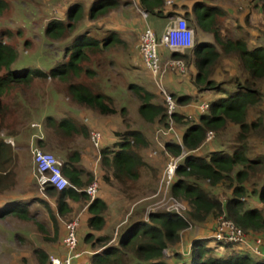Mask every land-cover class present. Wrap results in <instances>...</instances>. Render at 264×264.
<instances>
[{
	"label": "trees",
	"instance_id": "trees-1",
	"mask_svg": "<svg viewBox=\"0 0 264 264\" xmlns=\"http://www.w3.org/2000/svg\"><path fill=\"white\" fill-rule=\"evenodd\" d=\"M214 2L220 4V0H198L193 5L192 19L184 16L189 27L210 34V39L201 41L199 38L190 52L176 56L185 61L186 71L174 74L185 76L182 83L188 82L194 92L172 94L176 102L172 118L166 106L155 103L156 94L133 82L127 86L140 101L138 112L144 122L163 124L164 128L168 127L166 130L171 125L184 128L180 135L171 131L165 135L171 139L166 141L164 149L171 159L182 157L170 191L173 198L186 203L188 216L169 209L146 211L140 207L130 214L113 242L110 235L102 234L110 209L104 198L105 187L99 184L94 200L85 191L95 178L90 176L85 180V174H90L83 168L85 163L75 137L87 136V128L69 117L47 115L44 124L37 125L43 131L35 145L57 152V157L53 155L72 187L58 191L47 182L42 186L46 199L9 198L0 204V218L14 215L20 220H29L30 207L35 203L43 205L57 220V217L71 215L74 206L85 204L88 216L77 230V250L84 258L81 256L73 264H264V256L252 257L247 248L235 243H220L210 236L216 231L220 217L232 220L249 238L264 234V0L245 2L262 16V23L255 27V36L251 32L250 15L244 17V26L238 25L237 31L233 30L223 26L226 12ZM235 2L241 1L226 0L224 4ZM140 3L150 14H163L165 0H140ZM120 4L119 0H93L87 18L98 20L118 9ZM8 7L9 1L0 0V16ZM244 12L239 10V13ZM174 14L169 13L165 18ZM85 18L84 6L72 3L65 19H53L47 24L44 35L49 41L69 40L65 49L67 61L53 65L48 74L38 68L16 70L18 52L0 37V120L6 110L4 99L8 94L18 88H29L41 78L67 84V95L78 106L100 115L115 114L111 96L87 83L72 81L80 80L84 74L94 75L92 69L86 67L90 55L107 52L122 43L116 30L107 31L101 39L95 37L90 28L83 26ZM97 30L99 28H94ZM196 100L195 113L191 111V115H186L178 110L179 106ZM203 102L208 104L205 112L198 109ZM25 113L32 117L28 110ZM231 131L234 132L233 140H228L226 136ZM210 132L215 136L216 145L205 151ZM116 136L118 139L113 146L101 151L102 166L112 169V176L103 177L104 183L109 185L111 177L125 186L136 183L142 171L152 172L153 179H158V173L139 154L147 147L143 131L128 128ZM10 152V145L0 136V172L11 162ZM220 188L232 191L231 197L223 202L216 195ZM250 197L255 199L252 204H249ZM56 223L55 234L60 236ZM64 228L59 250L66 254L63 244L66 226ZM84 246L87 248L83 250ZM49 253L36 251L39 264L49 262Z\"/></svg>",
	"mask_w": 264,
	"mask_h": 264
},
{
	"label": "rangeland",
	"instance_id": "rangeland-1",
	"mask_svg": "<svg viewBox=\"0 0 264 264\" xmlns=\"http://www.w3.org/2000/svg\"><path fill=\"white\" fill-rule=\"evenodd\" d=\"M7 1H9V7L0 16V37L18 52V58L14 64L16 70L25 67L38 68L48 74L53 65L67 61L65 49L69 40L51 42L45 38L44 31L50 20L65 19L66 10L72 3L84 6L86 18L82 22L83 26L90 28L95 37L101 39L107 31L116 30L122 37V43L107 52L90 55V62L86 64V67L92 69L94 75L84 74L80 80H72L87 83L93 89L111 96L114 99L112 100L115 109L113 115H100L74 104L67 95V84L51 78L37 79L29 88L12 90L4 99L6 110L3 119L0 120V136L5 138L6 143L10 145L11 162L3 166L0 172V204L9 198L18 200L47 198L39 182L33 153L39 150L57 157L55 150H43L35 145L37 137H40L43 131L37 125H43L47 115H54L58 118H72L80 126L87 128V136L80 134L75 137V144L82 152V156L88 155L91 159L89 164H83L86 173L90 174H85V180L88 181L89 177L93 176L97 183H102L105 187L104 198L108 201L110 209L106 214L107 226L102 234L110 235L115 242L130 214L140 207L146 208V211L178 210V213L187 217L188 206L185 202L172 197L171 184H167L164 178V171L171 161L170 155L164 149L166 141L171 139L170 136L163 134L168 131L166 130L168 127L164 128L166 126L160 123L144 122L138 112L140 106L138 97L127 89L132 82L142 85L156 94L155 103L163 106H166V96L161 89L164 88L170 96L172 94L184 95L191 91V85L188 82L184 81L177 85L170 82L178 79L186 80L185 76L176 75L174 71L165 72L163 81L159 78L154 80L143 64L138 49L144 26L148 24L155 28L154 24L158 19L168 23L169 18H165L167 14L175 13L173 15L175 17L177 13L179 14L180 0H165L163 14L150 15L148 20L142 17L141 11L145 10L141 7L140 0H119L121 4L118 9L98 20L87 18L93 0ZM216 4L221 6L217 2ZM235 4L237 7L239 3L235 2ZM94 28H99V30L94 31ZM192 29L195 32V42H197L200 38L201 33L198 34L200 30L194 26ZM4 32L11 33V35H5ZM230 33L237 37L232 32ZM177 34L179 33H174V36ZM179 37L180 35L176 38ZM164 50V48L160 49V55L165 64L169 60V55ZM196 102L197 100L188 105L179 106L178 110L191 115L195 113ZM25 110H28L32 117H29ZM171 127H173L171 132H177L178 135L184 129L178 125H171ZM128 128L143 131L147 139V147L143 148L139 154L158 173V179H153L152 172L142 171L141 179L136 183H128L125 186L111 177L109 185H106L103 177L106 174L111 175L112 169L102 166L101 151L103 148L113 146L118 139L117 133ZM94 131L102 134L99 147L94 145L91 138ZM233 134V131L229 132L226 139L233 140ZM215 145L214 136L203 150L206 151L207 148ZM155 180L156 183L152 182ZM216 195L223 202L231 197L232 191L220 188ZM254 201V197L249 198V204ZM245 202L248 205V202ZM30 211L29 220H20L14 215L0 218V264H39L36 256L37 250L51 253L53 249L59 248L67 223L79 219L81 225L88 216L85 204L74 206L71 215L66 218L57 217V220H54L41 204H32ZM56 222H58L60 236L55 234ZM86 248L87 246H84V249Z\"/></svg>",
	"mask_w": 264,
	"mask_h": 264
},
{
	"label": "built area",
	"instance_id": "built-area-1",
	"mask_svg": "<svg viewBox=\"0 0 264 264\" xmlns=\"http://www.w3.org/2000/svg\"><path fill=\"white\" fill-rule=\"evenodd\" d=\"M246 2L248 0H240ZM147 16L146 13L143 14ZM174 33H179L183 37L182 44H177L174 40ZM178 35V34H177ZM194 30L189 27L187 20L182 16L175 17L169 24V28L166 30L165 35L161 41H158L155 32L146 27L140 37L139 54L142 57L146 68L150 71L151 75L155 79H161L167 71L181 72L186 71V63L183 59H170L165 65L162 64L159 56V48L161 45H166L170 51L183 52L194 47ZM161 91L166 96V108L170 118L176 110V102L173 97L168 95L164 88ZM208 109V104L203 102L199 105V110L205 112ZM173 131L171 127L167 132ZM164 132V135L168 133ZM92 141L96 147H99L102 134L98 131L92 133ZM214 138L213 133H208L206 141H210ZM182 157L172 158L168 166L164 171V178L167 180V184H171L178 162ZM34 164L36 171L39 175V182L41 186L45 183H51L58 191H62L68 187H72L68 179L63 175L61 170V164L56 157L51 153H44L42 151H34ZM99 189V183L95 180L86 189V193L94 200L97 196ZM178 211V210H176ZM80 226L79 219L67 223L66 235L63 238V244L66 250V254L63 258L50 255L49 262L47 264H73L75 260L82 256V252H78V235L77 230ZM212 238L217 242L222 243H235L247 248L251 254L255 256H264V252L261 249V241L259 239H250L244 231L239 228L232 220H228L225 217H220L217 220L216 231L213 233Z\"/></svg>",
	"mask_w": 264,
	"mask_h": 264
},
{
	"label": "crops",
	"instance_id": "crops-1",
	"mask_svg": "<svg viewBox=\"0 0 264 264\" xmlns=\"http://www.w3.org/2000/svg\"><path fill=\"white\" fill-rule=\"evenodd\" d=\"M198 0H180V6H178V9H179V14L177 13V15H182L183 17L185 15H189V18L192 19V9H193V5L195 2H197ZM226 2V0H220V7H224V11L226 12V18L223 22V26H230L231 28H235L236 30V27L238 25H242L244 26V17L247 15H250V27H251V32L252 34L254 35L255 34V30L257 27V25L261 24L262 23V16H261V13L258 12V11H255V9H251L249 8L247 5H245V2H240L238 4L237 7H235V4L233 5H227V4H224ZM239 10H243L245 11L244 13H239ZM191 14V15H190ZM150 15H153V16H158V15H155V14H150ZM173 17V16H171ZM171 17H169V21L167 23V21H164V20H159L157 22H155V28H152L155 33L157 34V37L159 39L162 38L163 34L165 33V31L169 28V23L174 19H171ZM149 19V18H148ZM167 24V25H166ZM237 31V30H236ZM201 33V34H200ZM198 34H200V39L202 41V39H205V40H209L210 39V34H202V32H198ZM255 36V35H254ZM203 37V38H202ZM163 49V48H162ZM165 49V48H164ZM165 51V50H164ZM166 52L168 53V55H170V52L166 50ZM173 85H177V84H181L182 83V79H178V80H175V81H170ZM174 82V83H173ZM194 90L192 89L189 93L187 94H190V93H193ZM89 149V148H87ZM82 162L84 161L85 165L86 163H90L91 159L87 156H82ZM87 164V165H88ZM256 206L262 208V205H259L258 203H256ZM84 229H85V224H84ZM83 229V230H84ZM81 231V235L84 231ZM255 238L259 239L261 241V249L262 251L264 250V234H258V235H255L254 236ZM189 242H190V239L188 238ZM57 249V250H56ZM84 250V248H83ZM56 255V256H60V257H64L65 256V253L62 249L59 250V248H55L51 251L50 255ZM84 258V257H83ZM82 258V259H83ZM81 262V261H79ZM80 264V263H78Z\"/></svg>",
	"mask_w": 264,
	"mask_h": 264
},
{
	"label": "clouds",
	"instance_id": "clouds-1",
	"mask_svg": "<svg viewBox=\"0 0 264 264\" xmlns=\"http://www.w3.org/2000/svg\"><path fill=\"white\" fill-rule=\"evenodd\" d=\"M165 4H166V2H165ZM145 10V9H144ZM144 13H146L147 14V16L146 17H144ZM141 14H142V17L145 19V20H148V18H149V16H150V13L149 12H147L146 10L145 11H141ZM177 16H182V15H177ZM176 16V17H177ZM174 18H175V16H173ZM183 17V16H182ZM172 18V17H171ZM173 19V18H172ZM170 24V23H169ZM168 24V25H169ZM146 27H150L148 24H146L145 26H144V28H143V32H144V30H145V28ZM151 28V27H150ZM152 29V28H151ZM153 30V29H152ZM154 31V30H153ZM142 32V33H143ZM155 32V31H154ZM165 33H166V31H165ZM165 33L163 34V36L165 35ZM156 34V33H155ZM194 34H195V32H194ZM142 35V34H141ZM163 36H162V38L161 39H159L158 37H157V34H156V37H157V39H158V41H161L162 39H163ZM194 47H195V37H194ZM193 47V48H194ZM162 48H165V50H167V51H169L170 52V55H169V60L170 59H172V58H176V59H181V58H177L176 56H177V54H184V53H187L188 51H191L192 49H189V50H186V51H183V52H176V51H170L169 49H168V47L166 46V45H161L160 46V48H159V56H160V60H161V62H162V64L163 65H165L164 63H163V61H162V58H161V55H160V49H162ZM142 58V57H141ZM142 61H143V59H142ZM143 64H144V61H143ZM145 65V64H144ZM146 67V66H145ZM147 69V68H146ZM148 70V69H147ZM149 71V70H148ZM168 72V71H167ZM149 73H150V71H149ZM151 74V73H150ZM253 255V254H252Z\"/></svg>",
	"mask_w": 264,
	"mask_h": 264
},
{
	"label": "bare ground",
	"instance_id": "bare-ground-1",
	"mask_svg": "<svg viewBox=\"0 0 264 264\" xmlns=\"http://www.w3.org/2000/svg\"><path fill=\"white\" fill-rule=\"evenodd\" d=\"M178 35H180V34H178ZM178 35L174 36V40L176 41L177 44H182L183 37H182V35H180L179 38H176Z\"/></svg>",
	"mask_w": 264,
	"mask_h": 264
}]
</instances>
